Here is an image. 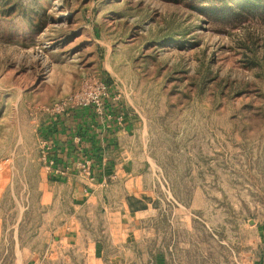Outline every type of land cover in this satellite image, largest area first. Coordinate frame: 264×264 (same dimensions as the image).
<instances>
[{
    "label": "rangeland",
    "instance_id": "rangeland-1",
    "mask_svg": "<svg viewBox=\"0 0 264 264\" xmlns=\"http://www.w3.org/2000/svg\"><path fill=\"white\" fill-rule=\"evenodd\" d=\"M251 3L0 0V262L8 227L38 212L50 120L101 86L135 136L121 168L139 243L174 264L264 258V0Z\"/></svg>",
    "mask_w": 264,
    "mask_h": 264
},
{
    "label": "crops",
    "instance_id": "crops-1",
    "mask_svg": "<svg viewBox=\"0 0 264 264\" xmlns=\"http://www.w3.org/2000/svg\"><path fill=\"white\" fill-rule=\"evenodd\" d=\"M49 124L38 212L23 211L8 227V264H174L136 239L142 216L121 168L135 136L124 123L76 108ZM112 172L119 179L108 180Z\"/></svg>",
    "mask_w": 264,
    "mask_h": 264
},
{
    "label": "built area",
    "instance_id": "built-area-1",
    "mask_svg": "<svg viewBox=\"0 0 264 264\" xmlns=\"http://www.w3.org/2000/svg\"><path fill=\"white\" fill-rule=\"evenodd\" d=\"M101 87H102V91L97 93V94L92 95L91 93H88L87 100H83V102H81V104L84 105L83 107H85V108L92 107L94 113L97 114L98 116L110 117V115L106 114V110L104 109L105 108L104 107V105H105L104 101L99 99V96H104V97L108 96L106 87L105 86H101ZM43 152L46 154L45 149Z\"/></svg>",
    "mask_w": 264,
    "mask_h": 264
},
{
    "label": "trees",
    "instance_id": "trees-1",
    "mask_svg": "<svg viewBox=\"0 0 264 264\" xmlns=\"http://www.w3.org/2000/svg\"><path fill=\"white\" fill-rule=\"evenodd\" d=\"M240 1H242L244 3H247L248 4V7L252 8L253 7V4L251 2H254L255 1V3H257V2H259L261 0H240ZM88 108H90V110H92V107H88Z\"/></svg>",
    "mask_w": 264,
    "mask_h": 264
}]
</instances>
